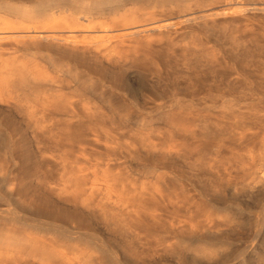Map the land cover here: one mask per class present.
Segmentation results:
<instances>
[{"label":"rangeland","instance_id":"1","mask_svg":"<svg viewBox=\"0 0 264 264\" xmlns=\"http://www.w3.org/2000/svg\"><path fill=\"white\" fill-rule=\"evenodd\" d=\"M0 264H264V0H0Z\"/></svg>","mask_w":264,"mask_h":264}]
</instances>
